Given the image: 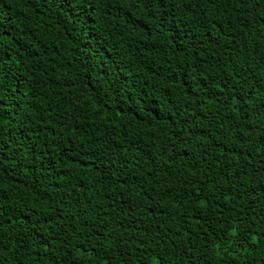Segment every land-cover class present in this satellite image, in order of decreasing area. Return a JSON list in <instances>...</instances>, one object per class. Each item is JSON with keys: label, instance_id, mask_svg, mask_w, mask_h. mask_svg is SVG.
I'll list each match as a JSON object with an SVG mask.
<instances>
[{"label": "trees", "instance_id": "obj_1", "mask_svg": "<svg viewBox=\"0 0 264 264\" xmlns=\"http://www.w3.org/2000/svg\"><path fill=\"white\" fill-rule=\"evenodd\" d=\"M120 2L0 0V264H264V0Z\"/></svg>", "mask_w": 264, "mask_h": 264}, {"label": "snow or ice", "instance_id": "obj_2", "mask_svg": "<svg viewBox=\"0 0 264 264\" xmlns=\"http://www.w3.org/2000/svg\"><path fill=\"white\" fill-rule=\"evenodd\" d=\"M143 2L148 3L151 6H155V4L153 3V0H143ZM159 2L163 3V0H159ZM208 2H211V0H208ZM117 3L119 4V7L125 6L124 3L120 2V0H42V4L44 6H47L48 8L58 7L60 9V15H63L65 12H68L69 15L65 17V23H68L70 20H75V19L91 18L93 17L94 13L97 11V8L99 6L107 7L109 11L106 14L110 15L113 5ZM32 7L36 8V4L34 3ZM256 7H260V0H257ZM44 11H45V8L41 7L40 14L43 15ZM4 32H6L5 29H0V81H2L4 78L7 77L8 74L5 73L3 70L6 67L7 62L11 60L10 53H8L6 48L2 47V40H3ZM17 51H20V50L17 49ZM6 56L8 58L7 61L5 59ZM240 80H243V83H239ZM259 80L264 82V75L259 77ZM224 83L227 86V84H229L230 82L228 80H225ZM237 83L239 84V88L237 89L234 87L233 91L236 92L238 90L240 93H243L245 85L248 84L247 75L239 77V79L237 80ZM253 87H255V85H253ZM257 92L260 93L259 98L261 102V107L262 109H264V83H262L261 87L257 89ZM240 100H241V105L243 106V104L245 103L243 95L240 96ZM262 143H264V141H262ZM5 152H6L5 146L3 144H0V176L4 175L5 173V166L3 162L8 159ZM6 196H7V190L0 192V201L4 200ZM201 206H203V204ZM2 207L3 205L0 204V208ZM0 215H3V212H0ZM39 224H40V221L38 220L37 222H35L34 227L38 228ZM41 240H43L44 250L48 251L50 248L49 241L44 240L43 237H41Z\"/></svg>", "mask_w": 264, "mask_h": 264}]
</instances>
